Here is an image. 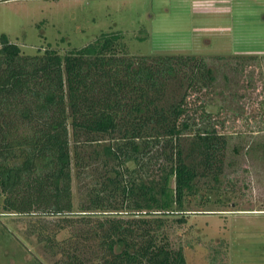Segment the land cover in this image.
Segmentation results:
<instances>
[{
	"label": "trees",
	"instance_id": "obj_1",
	"mask_svg": "<svg viewBox=\"0 0 264 264\" xmlns=\"http://www.w3.org/2000/svg\"><path fill=\"white\" fill-rule=\"evenodd\" d=\"M120 38L60 55L0 36L1 207L59 264H187L171 233L192 204L223 200L230 108L214 99L230 94L204 56L126 54ZM214 58L226 87L247 57ZM73 173L87 177L78 210Z\"/></svg>",
	"mask_w": 264,
	"mask_h": 264
},
{
	"label": "rangeland",
	"instance_id": "obj_2",
	"mask_svg": "<svg viewBox=\"0 0 264 264\" xmlns=\"http://www.w3.org/2000/svg\"><path fill=\"white\" fill-rule=\"evenodd\" d=\"M102 32L120 33L126 54L195 53L218 68V86L230 94L214 99L230 108L225 195L192 204L171 241L184 245L187 264H264V0H0V36L26 54L51 48L63 55ZM218 55L247 57L242 71L228 73L226 87ZM86 180L73 173L75 210ZM1 203L0 195V264H59L26 232L29 217Z\"/></svg>",
	"mask_w": 264,
	"mask_h": 264
}]
</instances>
